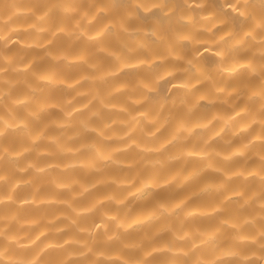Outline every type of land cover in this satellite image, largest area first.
I'll list each match as a JSON object with an SVG mask.
<instances>
[{"label":"clouds","instance_id":"clouds-1","mask_svg":"<svg viewBox=\"0 0 264 264\" xmlns=\"http://www.w3.org/2000/svg\"><path fill=\"white\" fill-rule=\"evenodd\" d=\"M0 264H264V0H0Z\"/></svg>","mask_w":264,"mask_h":264}]
</instances>
